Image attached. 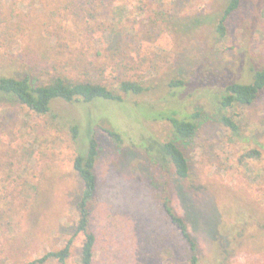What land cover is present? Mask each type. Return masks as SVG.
Returning <instances> with one entry per match:
<instances>
[{
	"label": "rangeland",
	"instance_id": "1",
	"mask_svg": "<svg viewBox=\"0 0 264 264\" xmlns=\"http://www.w3.org/2000/svg\"><path fill=\"white\" fill-rule=\"evenodd\" d=\"M228 1L0 0V75L88 78L127 99H57L40 114L0 98V264H31L71 238L65 264H80L74 162L89 127L100 143L90 220L96 264H190L163 207L168 193L202 264H264V90L251 104L218 103L226 85L249 81L264 64V0H243L221 38L216 26ZM196 17L203 22L194 25ZM124 79L145 90L125 94ZM173 113L196 115L192 137H175L166 118ZM95 124L113 126L123 140ZM173 138L188 158L187 178L146 142ZM252 150L260 153L247 156Z\"/></svg>",
	"mask_w": 264,
	"mask_h": 264
},
{
	"label": "trees",
	"instance_id": "2",
	"mask_svg": "<svg viewBox=\"0 0 264 264\" xmlns=\"http://www.w3.org/2000/svg\"><path fill=\"white\" fill-rule=\"evenodd\" d=\"M243 3V0H229L222 11L221 17L216 26V32L223 38L227 33V20L237 11ZM202 18L196 17L193 20L194 25L201 24ZM181 81H176L173 85L181 84ZM121 90L125 94H141L145 87L139 81L124 79L121 82ZM264 90V64L256 69H253L251 78L247 82H232L225 86L222 94L218 97V103L222 110L231 108L236 104H251ZM7 97L9 100L19 102L26 105L29 109L36 113L45 114L52 111V104L55 100L60 99L67 102H75L81 105L89 103L97 99L113 100L124 102L127 100L124 95L116 93L102 83H97L92 79H72L66 75H59L48 82L38 83L33 80L32 74L25 71L21 76L0 75V98ZM222 121L233 131H237L238 125L233 120V117L222 113ZM196 115L186 117H178L173 113L166 117L173 127V133L178 138H190L196 131L197 123ZM92 123H94L92 121ZM72 131L74 136L79 134V125L74 123ZM95 126L102 125L98 124ZM104 130L118 141L123 140L121 134L115 128L109 127ZM153 149V155L160 163L165 166H172L179 178H187L190 173V166L187 156L178 142L173 139L164 142H150ZM146 143L144 142V145ZM99 141L96 137V132L93 127L87 130L86 143L80 153L75 158L74 169L78 173L82 181L81 195L78 201L79 219L76 225V234L82 233L84 240L80 252V264H96V246L97 236L90 228L91 206L94 202L97 191V176L96 162L99 155ZM259 154L258 150L250 151L247 156ZM169 191V190H168ZM163 207L167 213L171 223L175 225L181 232L184 241L189 249V263L202 264V255L200 246L195 235L192 233L190 225L183 216H181L176 208L171 203L170 194L165 197ZM71 238L64 247L46 252L31 264H45L57 262L65 264L67 258L71 255Z\"/></svg>",
	"mask_w": 264,
	"mask_h": 264
}]
</instances>
